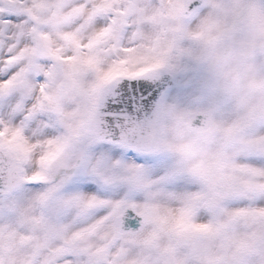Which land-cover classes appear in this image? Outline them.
<instances>
[{
    "label": "snow or ice",
    "instance_id": "6c2138e0",
    "mask_svg": "<svg viewBox=\"0 0 264 264\" xmlns=\"http://www.w3.org/2000/svg\"><path fill=\"white\" fill-rule=\"evenodd\" d=\"M0 264H264V0H0Z\"/></svg>",
    "mask_w": 264,
    "mask_h": 264
}]
</instances>
